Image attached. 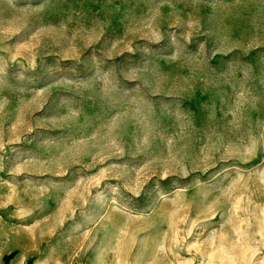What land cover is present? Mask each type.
<instances>
[{"label": "rangeland", "instance_id": "obj_1", "mask_svg": "<svg viewBox=\"0 0 264 264\" xmlns=\"http://www.w3.org/2000/svg\"><path fill=\"white\" fill-rule=\"evenodd\" d=\"M0 264H264V0H0Z\"/></svg>", "mask_w": 264, "mask_h": 264}]
</instances>
